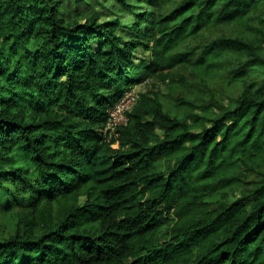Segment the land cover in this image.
I'll use <instances>...</instances> for the list:
<instances>
[{"label": "trees", "instance_id": "1", "mask_svg": "<svg viewBox=\"0 0 264 264\" xmlns=\"http://www.w3.org/2000/svg\"><path fill=\"white\" fill-rule=\"evenodd\" d=\"M108 1L0 0V264H264V0Z\"/></svg>", "mask_w": 264, "mask_h": 264}, {"label": "rangeland", "instance_id": "2", "mask_svg": "<svg viewBox=\"0 0 264 264\" xmlns=\"http://www.w3.org/2000/svg\"><path fill=\"white\" fill-rule=\"evenodd\" d=\"M146 3L147 2L145 1L143 4ZM107 4L111 6L113 4V0H109ZM98 10H100V8H98ZM223 31L229 34L230 36H234V37L244 36V30L240 27L229 26L225 28ZM221 32H222L221 29L218 31H213L215 36ZM188 48H190V46H188ZM238 62L239 60L237 59L235 61V64ZM194 71L195 70H193L192 67L190 69H186L184 67L175 68L174 70L169 71L170 72L169 78L167 79L166 83L157 77L155 79L156 83L154 81L155 86H157L159 90L162 91V94L159 95V101H164V100L174 101L173 99L174 96L184 97L187 100L195 99V98L213 97L218 100L224 101L227 100L230 96H233L234 95L233 93L237 91L235 84H228L227 81H225L224 76L223 77H220V75L219 77L215 76L212 83L211 82L203 83V82H199L197 78L194 77ZM180 76H185L188 82H186L185 84H181L180 82H177ZM173 80L174 83H172ZM150 84L151 82L149 84H144L139 87H136L133 91L136 92L137 94L140 93L141 91L148 92L149 90L147 89L149 88ZM171 89H174L171 92L172 96L170 98L164 97L163 95L165 93L168 94ZM236 194H240V193L236 191ZM232 199H234V197H232Z\"/></svg>", "mask_w": 264, "mask_h": 264}, {"label": "built area", "instance_id": "3", "mask_svg": "<svg viewBox=\"0 0 264 264\" xmlns=\"http://www.w3.org/2000/svg\"><path fill=\"white\" fill-rule=\"evenodd\" d=\"M147 81L145 84H149ZM144 85V84H143ZM138 94L133 90L128 92L123 100L110 112V120L105 128V133L111 140L114 136L118 137L117 129L128 122L126 113L132 109L137 101Z\"/></svg>", "mask_w": 264, "mask_h": 264}]
</instances>
